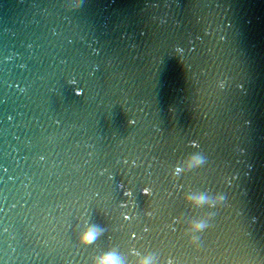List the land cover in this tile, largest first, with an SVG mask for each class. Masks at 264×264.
I'll return each instance as SVG.
<instances>
[{"label":"water","instance_id":"1","mask_svg":"<svg viewBox=\"0 0 264 264\" xmlns=\"http://www.w3.org/2000/svg\"><path fill=\"white\" fill-rule=\"evenodd\" d=\"M108 254L264 264V0H0V264Z\"/></svg>","mask_w":264,"mask_h":264},{"label":"clouds","instance_id":"2","mask_svg":"<svg viewBox=\"0 0 264 264\" xmlns=\"http://www.w3.org/2000/svg\"><path fill=\"white\" fill-rule=\"evenodd\" d=\"M94 239H95V236L88 233V234H85L84 237H82L81 242L87 245V244H91ZM100 264H118V262L112 254H108L101 259ZM144 264H147V262H144Z\"/></svg>","mask_w":264,"mask_h":264}]
</instances>
